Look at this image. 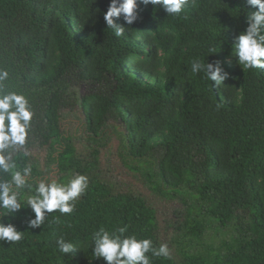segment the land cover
<instances>
[{"label": "trees", "instance_id": "trees-1", "mask_svg": "<svg viewBox=\"0 0 264 264\" xmlns=\"http://www.w3.org/2000/svg\"><path fill=\"white\" fill-rule=\"evenodd\" d=\"M108 3L0 0L5 86L28 95L35 113L25 148L45 146L62 180L89 178L75 211L50 214L43 231L28 229L29 208L6 219L25 238L0 246V264H105L90 248L99 228L127 225L163 243L148 198L114 189L96 170L99 146L113 136L134 177L156 199L176 202L171 257L153 264H264V70L230 55L244 0H190L177 17L149 6L120 38L104 22ZM195 59L220 60L229 78L216 87L190 71ZM25 153L13 154L17 167L29 162ZM61 234L74 254L59 252Z\"/></svg>", "mask_w": 264, "mask_h": 264}, {"label": "clouds", "instance_id": "clouds-1", "mask_svg": "<svg viewBox=\"0 0 264 264\" xmlns=\"http://www.w3.org/2000/svg\"><path fill=\"white\" fill-rule=\"evenodd\" d=\"M189 2L109 0L103 19L107 28L114 30L115 37L120 38L125 36L126 28L143 19L141 13L149 6L153 11L162 10L166 17H177ZM243 9L244 27L232 37L230 55L243 69L264 70V0H244ZM121 17L124 23H116ZM190 71L203 73L204 79L215 82L216 87L224 84L230 75L220 60L210 62L207 59L204 63L195 59ZM9 79V71L0 67V246L8 244L11 247L25 238V231L18 230L11 222L6 223V219L15 218L17 213L29 208L34 215L26 218L28 229L43 231L50 214L71 215L75 211L76 201L89 187V178L75 174L67 183H60L55 178L33 177L30 161L17 167L13 154L26 147L35 113L28 95L5 86ZM22 193H27L23 201ZM128 233L127 225L111 230L97 229L92 233V255L105 264H153L154 258L171 257L167 243L157 247L150 238H138L137 234ZM55 244L65 255L78 250L77 245L66 240L63 234L56 237Z\"/></svg>", "mask_w": 264, "mask_h": 264}, {"label": "rangeland", "instance_id": "rangeland-1", "mask_svg": "<svg viewBox=\"0 0 264 264\" xmlns=\"http://www.w3.org/2000/svg\"><path fill=\"white\" fill-rule=\"evenodd\" d=\"M111 134V131L109 132ZM113 133V131H112ZM118 138H113L106 143L105 146L100 147L99 164L96 170L102 178L112 183V187L119 191H134L141 193L148 198V201L153 204L157 210V216L160 222V239L163 243H167L170 247V236L167 231L169 223L173 219H177L174 211L176 209L175 203L171 201H164L156 199L144 185L136 179L129 168L123 163L121 157L117 153ZM88 143L77 144L78 150L86 160H91L89 155L90 149L87 147ZM29 153L30 162L33 167V177L55 178L60 183H67L69 180H62L58 174L56 164L50 163L48 158V149L45 146L33 145L30 148L21 149ZM34 190V189H33Z\"/></svg>", "mask_w": 264, "mask_h": 264}]
</instances>
